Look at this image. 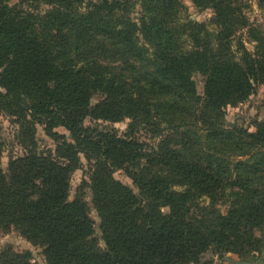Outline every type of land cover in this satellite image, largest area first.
<instances>
[{
  "label": "trees",
  "instance_id": "16d2710c",
  "mask_svg": "<svg viewBox=\"0 0 264 264\" xmlns=\"http://www.w3.org/2000/svg\"><path fill=\"white\" fill-rule=\"evenodd\" d=\"M38 1L50 8H23ZM82 1L0 0V115L31 127L22 132L25 155L10 159L7 174L0 167V233L17 231L42 249L45 264H197L208 247L222 262L229 252L242 257L237 263L264 264V238L257 235L264 228V121H253V131L224 122V108L264 84V35L249 22L245 3L190 0L213 11L212 37L205 23L176 22L178 0ZM238 30L254 43L252 52L240 40L238 55L232 51ZM194 74L203 78V97ZM94 93L101 99L90 106ZM86 118H127L159 142L85 127ZM32 121L56 141L53 151H31ZM58 126L70 140L52 132ZM161 126L179 128L180 139L162 137ZM2 148L0 140V158ZM81 158L88 181L70 200V175ZM118 170L144 203L115 180ZM86 188L103 248L94 239ZM198 195L211 211L187 216L186 204ZM218 202L228 204L224 213L213 209ZM0 264L33 263L29 252L6 247Z\"/></svg>",
  "mask_w": 264,
  "mask_h": 264
},
{
  "label": "rangeland",
  "instance_id": "374dc122",
  "mask_svg": "<svg viewBox=\"0 0 264 264\" xmlns=\"http://www.w3.org/2000/svg\"><path fill=\"white\" fill-rule=\"evenodd\" d=\"M21 0H9V5L15 6L18 5ZM90 0H83L82 6L85 7L86 3ZM94 1V0H91ZM138 2V0H132ZM181 3L179 6L178 14H177V23H187L191 22H202L207 25V31L210 36H214L217 33V28L215 24L210 25V21L213 18V11L210 9H197L195 8L190 0H178ZM245 3L244 13L246 14L248 20L252 24H256L257 28L260 30L264 35V0H242ZM24 9H30L36 13H43L44 10L50 8V6L46 5L43 1H38L34 3L26 2L23 5ZM140 7L139 4L132 9V17L133 19H137L139 15ZM258 31V30H257ZM180 45L183 49H191V42L185 36L181 35ZM232 46L231 49L235 55H238V48L236 47V43L240 40L243 42L244 47L247 51L252 52L254 43L251 42L245 34L244 30H238L234 34V38L232 39ZM144 41L141 43L143 44ZM152 52V49H149V53ZM192 80L195 83L196 91L199 96L203 97V78L199 74H194ZM1 90V89H0ZM101 96L98 93H94L91 95L90 99V106H94L99 102ZM262 110V111H260ZM264 84L258 85L256 88V92L252 94L247 101L243 103H237L235 105H229L224 108L225 118L224 122L227 125H238L245 128H248L250 131H253L251 123L253 121H264ZM14 117V116H12ZM7 117L0 115V140L3 143L2 154L0 158V167L4 174H7L8 166L10 159L13 157H21L25 155L28 148H26L29 144V141L25 140L22 132L26 131L29 125L18 122V119ZM85 127H92L97 128L100 131L107 132V133H114L118 137L122 138H134L137 139L139 142H143L149 145H157L159 142V137H153L151 133H147L146 130L139 128L132 120L124 119L122 121L116 123L105 122L101 120H91L90 118H86L84 120ZM26 127L24 128L23 127ZM32 127L34 132H32L33 138V145L31 147V151L37 154H47L50 151H53L56 145V141L46 134L45 127L43 123L38 121H32ZM25 129V130H24ZM162 132L161 136L164 137L166 135L171 134V138L175 141L180 139V136L177 133H180L181 130L176 128L175 130L165 129L161 126ZM52 132L56 133L57 135L64 136L67 140H70V136L67 130L63 127H54ZM22 135V137L20 136ZM20 137L25 140L26 144L20 143ZM180 149V145H176ZM193 150L189 152V156L192 155ZM82 159V158H81ZM82 166L77 170L73 171L70 175V189H69V196L68 198L71 200L75 194L76 190L78 189L82 180L88 181V167L87 163L82 159ZM113 177L115 180L121 182L122 184L129 187L133 194L137 197V199L141 200L143 203L145 202L144 196L140 193L138 188L132 183L131 179H129L123 171L118 170L114 171ZM177 192H185V188L182 186L174 187ZM85 199L89 205V212L90 217L94 221V239L100 248H103V242L101 241L100 232L98 229L99 226V219L93 208L91 207V193L89 188L85 189ZM211 202L205 196L198 195V197L194 198L193 200L190 198V201L186 204L187 207L190 208V212L187 216L191 214L200 216L204 214V210L206 213H209L211 210ZM213 209L219 213H224L228 209V204L218 202L214 204ZM161 210L163 213H168V208L161 206ZM205 218V217H204ZM209 219V220H208ZM211 218L204 219L207 222H213ZM258 236H263L264 238V228L262 230V235L257 234ZM6 247H11L16 252H29L31 255V262L33 264H45L44 257L42 255V249L36 246H33L29 242H27L24 238H22L19 233L15 230H11L8 233H0V251ZM257 254H252L250 257L247 258L249 260H254V257ZM264 257V255H263ZM238 255H232V253H226L225 262L220 261L217 259L216 255L213 253L210 247L207 248L206 251L200 254L199 260L197 264H204L205 262H209V264H240L237 263L239 261ZM194 264V263H189Z\"/></svg>",
  "mask_w": 264,
  "mask_h": 264
},
{
  "label": "crops",
  "instance_id": "0c3cea01",
  "mask_svg": "<svg viewBox=\"0 0 264 264\" xmlns=\"http://www.w3.org/2000/svg\"><path fill=\"white\" fill-rule=\"evenodd\" d=\"M260 111H262V110H260ZM263 113H264V111H263ZM264 116V115H263Z\"/></svg>",
  "mask_w": 264,
  "mask_h": 264
}]
</instances>
